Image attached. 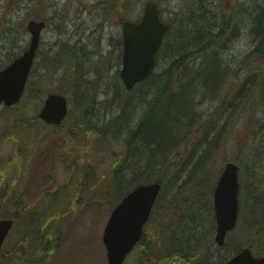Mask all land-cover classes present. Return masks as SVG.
I'll list each match as a JSON object with an SVG mask.
<instances>
[{"label":"rangeland","instance_id":"obj_1","mask_svg":"<svg viewBox=\"0 0 264 264\" xmlns=\"http://www.w3.org/2000/svg\"><path fill=\"white\" fill-rule=\"evenodd\" d=\"M117 1L0 0V68L25 48L29 40L27 20L46 22L28 79L30 85L40 88L39 93L28 88L15 106H0V179H5L0 180V215L16 217L15 230L3 246L0 264H107L101 235L118 200L111 201V193L116 197L124 191L116 186L117 193L113 190L110 193L107 185L110 186L117 167L124 182L138 176L145 158H149L148 165L152 166L163 157L153 165L163 179L160 199L144 228L146 243L160 251L150 253L137 246L124 264H191L193 256L202 252L211 263L222 260L228 254L227 248L217 249L210 244L215 228L210 191L228 160L240 167V203L241 200L242 206L245 203L247 217L257 211L258 194L261 203L264 106L256 97V83L264 79V61L253 53L257 38L253 37L251 13L264 0H216L218 6L205 0L212 14L207 21L210 43L206 45L207 49L217 50L222 91L215 97L194 94V109L201 116L190 122L187 130L185 121L180 140L177 126L166 124L167 134L161 136V131H155L151 135L156 146L145 149L137 142L133 155L126 153L124 138L144 115L150 99L142 101L139 96L150 95L157 88V81L146 80L130 91L123 88L118 77L122 47L119 23L126 17L138 18L145 0H123L126 3L115 8ZM155 1L160 5L162 19L171 26L154 70L160 73L176 59L175 49L170 47L179 39L178 34H186V25L192 29L186 20L195 4L192 5V0ZM222 15L227 16V27L213 37L219 29L213 26ZM194 18L195 15L191 16V20ZM201 59V54L184 58L173 75L175 78L170 77L171 88L173 84L179 86L177 78L184 81L185 66L194 71ZM252 79L255 84L250 86L247 100L236 97L228 105L239 85ZM49 92L65 94L67 99V115L56 130L38 118L37 123L31 121ZM120 93H128L132 102L123 126L114 132L113 120L121 112ZM244 93L245 89L240 96ZM21 113L25 115L23 120H19ZM7 126L20 127L23 132L8 129V133ZM178 141V146L170 149ZM137 179L144 180L143 176ZM247 183L251 187L249 194ZM22 185L25 207L18 209L12 200ZM245 214L228 233L226 243L231 247L251 245L260 253L264 251V236L239 232V224L246 229L251 223ZM22 223L24 230L18 231L17 226ZM41 224L47 226L51 235L46 249L39 246L44 239H38L41 231L37 227L41 228ZM170 229L184 238L183 244L178 236H171L172 245L181 246L159 260L163 253L169 252L164 239ZM32 239L36 241L34 249H30ZM149 254L153 258L146 256Z\"/></svg>","mask_w":264,"mask_h":264},{"label":"water","instance_id":"obj_2","mask_svg":"<svg viewBox=\"0 0 264 264\" xmlns=\"http://www.w3.org/2000/svg\"><path fill=\"white\" fill-rule=\"evenodd\" d=\"M43 27V21L29 20L27 31L30 39L27 48L0 69V103L13 105L21 97ZM167 29L168 25L159 18V9L153 1L145 3L139 21L121 22L123 47L119 77L127 89H131L151 73L156 64L158 47ZM66 112L65 97L49 93L38 115L47 123L58 124ZM159 189L158 182L137 185L112 210L102 233L107 264H122L139 241ZM237 192V165L227 162L213 192L216 222L214 239L218 245L224 243L226 233L235 225L238 212ZM12 225V218L0 219V249ZM263 263L264 256H254L250 248L244 247L223 264Z\"/></svg>","mask_w":264,"mask_h":264},{"label":"trees","instance_id":"obj_3","mask_svg":"<svg viewBox=\"0 0 264 264\" xmlns=\"http://www.w3.org/2000/svg\"><path fill=\"white\" fill-rule=\"evenodd\" d=\"M217 2L218 1L216 0H211V3H213L214 6L216 5ZM125 3L126 2L123 0H118L117 3H114V5L115 8H117V6L120 7ZM191 3L192 5L195 4V9L193 11H189L187 15L186 23L188 25H191L192 29L189 30V26L185 24L186 34L180 32L178 34L179 39L176 40L174 43H172L170 47V48L174 47L175 49L174 51L176 52V59L169 65V67H167L162 71L163 73L162 72L153 73L147 79V80L156 79L157 88L155 90L153 89L150 95L143 96V94H141L139 96V99L142 101H145L148 98L150 99L147 101L144 111L145 113L144 115H142L143 117L141 116L135 128L130 129L126 134V138L124 141L126 145V153L128 155L134 154L136 149L135 145H138L137 142L142 143L145 146V149L148 147L153 148L154 146H156V142L151 139V135L155 131H161L162 133L161 136L167 134L168 132H166L165 130L166 124L172 123L173 125L177 126V132L179 134L180 137L179 140H180L183 134V125L185 121H188V125L186 126V130H187L188 128H190L191 126L190 124L193 123V121H195L197 117L199 118L201 116L194 109V102H193L194 94L202 93V94H209L210 96L215 97L219 93V91L220 92L222 91L221 81L218 75V61H217V52H216L217 50H214L213 48L207 49V45H206L210 43L209 42L210 38L208 37L209 30L207 24L208 17L211 14L210 8L206 4L207 2L205 0H192ZM193 15H195V18L191 20V16ZM251 17L253 19V31H254L253 37L255 39L257 38V44L253 49V53H257L258 55L257 57L264 61V4L260 6L259 4H257L253 8ZM217 18H218V22L215 23L213 27L214 28L218 27L219 29L213 35V37L219 36L220 33L225 31L227 27V16L222 15V18L221 17H217ZM186 39L187 41H185ZM211 45H213L212 41H211ZM190 54L202 55L199 68H196V70L193 71L190 68H188V66H185L184 67L185 71H182L184 81H182L181 77L177 78V81L179 82V86L173 84V89H172L171 83L169 84L170 77L171 76L173 77V75L177 72V69L181 67L182 60L184 58L189 57ZM173 78H175V76ZM254 84H255L254 79L240 84L235 92V95L231 98L230 102H228V105H231V103L236 97L239 99L244 98L243 100L246 101L250 92L249 90L250 86ZM256 85H257L256 97L260 100L261 104L264 106V79L259 82L257 81ZM26 88H27L26 90L30 88L33 91V93L34 92L39 93L40 91V88L36 87L35 84L30 85V83H28ZM169 89H171V91H168ZM244 89L246 93L240 96V94L244 92ZM120 94L122 95L123 93ZM127 96L128 93L123 94V96L119 100V104L121 105L120 108L121 112L113 120V125L115 126L114 132L119 131L121 125L123 126V122L126 116V111L132 102V99L131 98L128 99ZM175 107H177V110ZM226 107L233 108L232 106H226ZM19 117H20L19 120H23L25 115L21 113L19 114ZM15 120L18 119L15 118ZM37 120H38L37 116L34 115L31 121H35L37 123ZM178 127L181 128V131L178 129ZM6 129H7L6 132H8V129H12L13 131L18 132L22 128L20 127L17 128L16 126L14 128H11L7 126ZM260 142L264 143V139H261ZM44 143L45 141L42 142V144ZM178 143L179 141L171 145L170 149L176 148L178 146ZM148 160L149 158H145V164L148 163ZM141 175H144L143 177H145L146 180H149L150 178L149 175H152V168L148 166L143 168V170L138 174V176L133 177L130 181L126 179V182L123 181L121 174H119V167L115 168V170L113 171V175L109 181L110 186L107 185V188L109 189L110 193L111 190L117 193L116 186L120 189H123L124 191L118 192L119 194H117L116 197L111 196V201L117 200L120 196H122L125 193L128 184L131 183L133 184V182L136 181V178ZM122 176L124 175L122 174ZM159 178L161 179L162 177L160 176ZM22 191H25L24 185H22L21 188L16 192L14 199L12 200L13 205H18V209L25 207L22 201ZM255 209L257 211H253V215L247 217L246 219L251 221V223L247 226V228L246 229L239 228L240 234H244L246 231H250L254 235L264 236V191L262 192L261 203L259 200L256 203ZM259 211H260V215L258 216ZM27 214L28 213H26L25 216ZM172 220L173 218L171 219V221ZM39 222L41 223L40 216H39ZM37 231H41V233L38 236V239L42 237L44 238L42 241H40L41 243H43L42 249L48 248L51 242V235L50 233L47 232V226L41 224V228L37 227ZM179 239L181 241L184 240L182 236H180ZM260 239L261 237L258 238V241ZM146 242H147L146 235L143 234L138 243L139 246L146 248V252H150V253H156L157 251H160V249L157 250L155 246ZM164 244L167 245L165 249H168L169 252L163 253V255L160 256L159 260H164L166 257H168V254L171 251L175 250V246L172 245V242L170 241L169 238L164 239ZM210 244H213L212 240H210ZM249 246L254 250L253 246L251 245ZM224 247L227 248L228 254L222 260H217L211 263L209 257L206 254L200 253L198 257L193 256V260L191 261V264H220L222 263V261H225L233 253H235V250L238 249L240 246L231 247L230 244L226 243ZM260 254L264 255V251L260 252ZM146 256L149 259L153 258L151 254ZM156 257L159 256L156 255ZM186 257L189 262V257L188 256Z\"/></svg>","mask_w":264,"mask_h":264}]
</instances>
